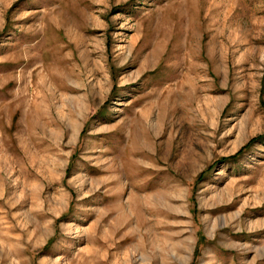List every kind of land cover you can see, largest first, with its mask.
I'll list each match as a JSON object with an SVG mask.
<instances>
[{
  "label": "rangeland",
  "instance_id": "obj_1",
  "mask_svg": "<svg viewBox=\"0 0 264 264\" xmlns=\"http://www.w3.org/2000/svg\"><path fill=\"white\" fill-rule=\"evenodd\" d=\"M0 264H264V0H0Z\"/></svg>",
  "mask_w": 264,
  "mask_h": 264
}]
</instances>
